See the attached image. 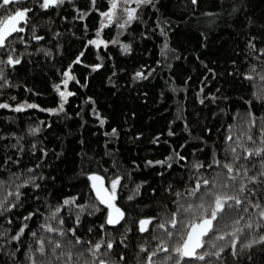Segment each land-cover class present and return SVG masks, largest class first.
Instances as JSON below:
<instances>
[{
    "label": "snow or ice",
    "instance_id": "1",
    "mask_svg": "<svg viewBox=\"0 0 264 264\" xmlns=\"http://www.w3.org/2000/svg\"><path fill=\"white\" fill-rule=\"evenodd\" d=\"M173 2L174 0H107L105 4H101L98 0H87V3L81 6L74 0H0V51L3 53L0 55V97L4 96L3 89L17 86L11 82L6 69L21 65L27 53V49L20 52L15 43L28 45L31 41L25 39V33L31 40L43 41L45 36L40 32L51 29V17L48 18L47 29L43 23H37L42 16H46L58 6L70 5L71 9L78 13L73 19L83 21L90 13L93 16L98 13L99 20L98 26L89 27L87 23L83 25L84 33L95 32V37L85 35L86 43L82 42L81 48L72 53L65 65L56 69L60 76L58 82L51 85L57 97L55 106L43 107L28 100L10 103L8 99H0V109L16 112L38 109L57 117L61 114L70 115L65 105L69 97L76 95L75 91L70 90V82L73 88L76 85L85 87L90 82L88 71L99 74L106 67L105 61L110 58L109 53L100 46L107 48L110 44L119 43L124 52L132 50L130 44L120 43L116 36L111 40L100 38L105 19L108 24L115 22L119 30L126 29L134 22L143 25L141 37L156 35L157 31L163 37L158 49L160 58L155 61L154 66L141 65L133 72V79L149 78L158 65L168 69H174L176 66L183 69L179 62L186 58L187 52L181 51V29L173 19L163 14ZM210 7L211 10L200 11L201 8H209V0H187L184 5V11L187 12L185 21L197 12L200 16L212 17L209 23H213L217 18H227L232 20L233 24L240 21L242 29L245 30L244 60L248 68L242 72L236 67L237 60L229 58L227 63L230 66L224 72L217 73L214 67H208L205 60L194 52L195 59L205 68V78L210 80L212 76H219L222 80L216 92L208 91L202 95L205 90L199 89L197 99L201 105L205 104L206 99L217 105V111L212 112L215 117L218 112H224L223 108L218 107V102L230 100L228 92L234 90L233 86L237 82L235 78L239 77L241 83L250 82V94L247 98L240 97L247 106L246 119L241 121L247 125L246 130L236 135L235 143H230L233 140L231 130L236 125L228 124L229 131L221 141L223 147L213 144L209 151L208 139L203 133H211L212 129L201 122L199 112H186L185 105L178 103L175 119L182 123L186 138L172 148L167 156L161 159H147L145 164L161 166L162 171L158 173L161 177L175 166H182V171L188 175L186 179L181 177L175 181V185L170 181L164 188L168 198L166 201L157 202V208L153 209L156 215L142 213L132 221L133 227L128 226L132 216L129 205L135 207L136 199L143 196L144 186L153 194L150 199L155 198L158 189L146 180L134 183V187L130 188L124 178H130L132 173L125 169L118 159V150L104 152V157H108L105 160L99 156H88L82 149L76 174L85 178L83 183L87 192L82 190L64 195L53 205L50 197H42L38 193L43 188L40 181L48 179L55 182L56 178L46 177L42 171L38 174L33 171L41 167L39 161L47 157V148L40 147L37 163L20 171L24 151L23 133H0V141L15 139V142L6 143L3 147L16 149L14 156L5 151L4 156L0 157V256L8 258L5 264H8L9 260L11 264H21V261L22 264H127L125 251L128 246L122 240L108 238L111 232L121 228L129 233L134 228L146 235L153 233L151 239L157 241L151 250L148 244L138 245L140 251L136 253V264H157L153 258L160 253H163L162 264H214V261L215 264H264V13L256 14L253 0H211ZM148 16H155V21L145 19ZM60 19L67 21L68 16H62ZM62 35L58 30L52 31L54 37ZM72 35L75 37L76 33L73 32ZM200 35L203 37L200 47H206L207 36L203 32ZM92 46H96L100 51L94 53L96 62L89 63L87 55ZM55 47L57 50L61 49L59 43ZM34 51L43 52L45 56H51L53 53L52 48L43 47H34ZM79 66L83 68L77 74ZM114 76L113 72L106 78L109 85H114ZM174 79L170 73L169 87L176 92L179 89L172 87ZM190 80L191 76H187L185 83ZM25 90L33 91L26 85ZM163 95L162 92L161 96ZM10 99L17 101L15 95H11ZM86 100L90 102L92 115L103 126L108 118L96 110V101L92 96H86ZM257 108L260 110L259 118L254 111ZM75 115L81 116V112H76ZM257 125L258 129L253 132ZM42 126L49 127L50 122L39 121L35 125H29L27 133L35 136L42 131ZM197 129L201 130V134L196 135ZM168 134L174 136L175 132L169 128ZM105 135L118 137V128L111 127L110 132ZM135 135L141 137L143 133L136 132ZM160 135L157 133L152 138L154 143H160L157 139ZM256 137L259 138V143ZM245 140L253 146L249 147L243 142ZM237 145L242 152H237ZM186 146L191 147L187 154L176 150L185 149ZM29 147L32 153H36V140H33ZM200 153H205L203 158H199ZM220 153L224 154L223 159ZM62 154L63 149L56 153V157L59 158ZM229 155L231 159H228ZM11 165H15L18 170L12 171ZM132 165L137 166V162L133 160ZM29 188L32 189L30 193ZM28 201L42 207L32 209ZM144 207L148 208L150 205L146 204ZM97 216L100 222L91 224L85 232L98 238L86 239L85 234L80 232L83 219ZM69 224L71 226H68ZM109 226H112L111 229ZM156 232L162 233L163 238L155 235ZM29 236L32 242L25 244V238ZM174 237L178 240L170 244L169 241ZM122 244L124 250L113 257L115 249ZM141 253H145L143 260L139 259Z\"/></svg>",
    "mask_w": 264,
    "mask_h": 264
},
{
    "label": "trees",
    "instance_id": "2",
    "mask_svg": "<svg viewBox=\"0 0 264 264\" xmlns=\"http://www.w3.org/2000/svg\"><path fill=\"white\" fill-rule=\"evenodd\" d=\"M74 2L82 6L87 3V0H74ZM98 2L105 4L107 0H98ZM186 3L187 0H174L172 4H169L168 10L163 12L165 16L173 19L181 29L180 39L183 45L181 51L187 52L186 58L179 62L180 65H183V69L179 66L168 69L158 65L155 66L156 70L149 75V78L143 80L133 79V72L139 69L141 65H155V61L160 58L158 49L163 39L158 31L156 35L141 37L140 33L144 30V26L134 22L127 27L119 39L120 43L131 45L132 50L130 52H124L119 43L110 44L107 48L101 45L100 48H104V51L109 53L110 57L105 61L106 67L103 71L96 74L91 73V70H89L90 82L85 87L76 85L73 88L71 87L72 82H70V90L76 92L75 96L68 98L65 105L66 111L70 115L61 114L57 117L38 109H25L22 112L0 109V133L15 131L18 134L23 133L24 136L22 141L24 151L20 171L27 169L31 164L37 163L40 147L47 148V157L45 160L39 161L41 167L33 171L37 174L42 171L46 177L56 178L55 182L48 179L40 181L43 188L38 193L42 197H50L53 205L57 203L58 198L64 195L75 194L82 190L87 192L83 183L85 178L76 174L79 170V154L82 149L88 156H99L105 160L108 157H104V152L118 150V159L122 162L124 168L132 173L130 178L127 176L124 178V182L128 183L130 188L134 187V183L146 180L152 187L158 189L155 198L150 199L153 194L144 186L143 196L136 199L135 207L129 205L132 216L128 221V226L133 227L132 221L142 213L156 215L153 209L157 208V202L166 201L168 198V193L164 191V188L167 187L170 181L175 185V181L181 177L186 179L188 175V173L182 171V166H175L161 177L158 175L162 171L161 166H147L145 164L147 159H161L167 156L172 148H175L186 138L187 134L182 130V123L175 119L178 103L185 105L186 112L193 110L199 112L201 122L212 129L211 133H203L208 139L207 148L209 151L213 144H217L220 148L223 147L221 141L224 140L229 131L228 124L236 125L231 130L233 140L230 143H235L236 135L246 130L247 125L241 121L246 119L247 106L243 104L240 97H248L251 91V83L247 81L241 83L240 78L236 77L237 82L233 86L234 90L228 92L230 100L218 102V107L223 108L224 112H218L217 116L214 117L212 112L217 111V105H213L207 99L205 104L201 105L197 99V92L201 88L205 90L202 95H205L208 91L216 92L222 80L219 76H212L210 80L206 79L203 75L205 68L199 64V61L193 55L194 52L196 55H200V58L205 60L208 67H214L217 73L224 72L230 66L227 63L229 58L236 59V67L243 72L248 68V64L244 60L246 55L244 51L246 43L245 30L242 29L240 21L233 24L232 20L227 18H217L213 23H209L213 18L200 16L198 12L193 16H189L188 20L185 21L187 12L184 11V5ZM253 3L257 15L264 13V0H253ZM210 5L211 0H209V8H201L200 11L211 10ZM66 15L68 16L67 21L60 19V17ZM75 15H78V13L71 9L70 5L58 6L54 11H49L46 16H42L37 21V23H43L47 29V21L51 17V29L40 32L42 36H45L43 41L31 40L27 33L23 34L25 39L31 42L28 45L16 42L15 47L20 52H25V49H27V53H30V55L25 54V60L21 65L6 69L11 82L17 86L3 89L4 96L0 99H8L10 103L28 100L30 102L35 101L43 107L55 106L54 102L57 97L54 95L51 85L53 82H58L60 76L56 69L65 65L72 53L81 48L82 42L86 43L85 35L95 37V32L85 34L83 25L85 23L89 27L99 25L98 13L96 16L90 13L89 17L91 18L86 17L83 21L73 19ZM145 19L155 21L156 17L148 16ZM149 27L151 26L149 25ZM56 30L63 33V35L59 37L52 36V31ZM73 32L76 33L75 37L72 35ZM201 32L207 36V46L203 48L200 47V41L203 39L200 35ZM116 35V26L109 24L101 29L100 38L111 40ZM169 35L171 36V33ZM57 43L61 45L60 50L55 47ZM34 47L52 48L53 53L51 56H45L43 52L34 51ZM173 47H175L174 44ZM83 50L88 51L87 49ZM99 51V48L92 46V50L87 55V62H96L94 53ZM0 55H3L2 51H0ZM82 68L83 66L77 67V74L82 71ZM113 72L115 73L113 77L115 83L109 85L106 78ZM170 73L175 77L172 81V87L179 89L176 92H173L172 88L169 87ZM187 76H191V80L185 83ZM25 85L33 91H26ZM162 92L164 93L163 96H161ZM219 94L217 93V95ZM11 95H15L17 101H11ZM86 96H92L96 101V110L108 118L103 126L92 115L90 102L86 100ZM254 111L257 118H259L260 110L257 108ZM76 112H81V116H76ZM132 113H135V115H132ZM234 116L236 117L235 120L233 119ZM39 121H48L50 126H42L40 133L30 136L27 133L28 126L35 125ZM170 121L172 123H169ZM111 127L118 128V137L105 135V133L110 132ZM258 127L259 125L253 129V132H256ZM169 128H172L175 132L174 136H169ZM136 132H142L143 135L136 137ZM157 133L161 134L157 137L160 143H154L152 140ZM199 134H201V130L197 129L196 135ZM33 140H36L37 143L36 153H32L29 147ZM256 140L259 143L258 137H256ZM9 142H15V139L0 141V157L4 156L5 151L10 155H15L16 149H5L3 147L4 144ZM243 142L249 147L253 146L251 142L246 140ZM62 149L63 154L57 158L56 153L61 152ZM176 150L187 154L191 151V147L186 146L185 149L177 148ZM242 151L237 145V152ZM204 155L205 153H200L199 158H203ZM220 155L223 159L224 154L220 153ZM228 159H231L230 155ZM255 159L253 158V160ZM133 160L137 162V166L132 165ZM11 170L17 171L18 169L15 165H11ZM25 174L27 175V173ZM44 189H47V191H44ZM28 191L30 193L32 189L29 188ZM28 203L32 206V209L42 207V205L33 201H28ZM146 204L150 207L145 208L144 205ZM42 210L46 211L43 208ZM232 215L235 216L234 213ZM99 222L98 216L83 219V227H81L80 232L85 234L86 239H97L96 235H89L85 230L91 224ZM29 223H32V221H29ZM13 226H15V221ZM111 227L109 226V229ZM154 234L163 238L162 233L156 232ZM152 235L153 233L147 235L140 233L135 228L129 233L121 228L119 231L111 232V236L108 238L115 241H124V244L128 246L125 251L127 264H136V253L140 251L138 245L148 244L151 250L152 245L157 243V241L151 239ZM177 240L178 238L174 237L169 243L174 244ZM31 242L32 238L30 236L25 238V244ZM122 250H124L123 244L115 249L113 257ZM22 256L23 253H21ZM144 256L145 253H141L139 259L143 260ZM153 259L156 260L157 264H162L163 253L158 254ZM6 260H8L7 257L0 256V264H5ZM8 264H11L10 260Z\"/></svg>",
    "mask_w": 264,
    "mask_h": 264
},
{
    "label": "rangeland",
    "instance_id": "3",
    "mask_svg": "<svg viewBox=\"0 0 264 264\" xmlns=\"http://www.w3.org/2000/svg\"><path fill=\"white\" fill-rule=\"evenodd\" d=\"M112 24H114V25L116 26V30H117L116 38H117V40L119 41V39L121 38L122 34L126 31L127 28L124 29V30H119V29H118V26L116 25L115 22H113ZM105 25H109L106 19H105ZM118 32H119L120 34H118ZM62 87H63V86H62Z\"/></svg>",
    "mask_w": 264,
    "mask_h": 264
}]
</instances>
